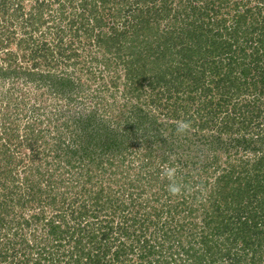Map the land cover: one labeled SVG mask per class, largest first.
<instances>
[{"label":"trees","instance_id":"16d2710c","mask_svg":"<svg viewBox=\"0 0 264 264\" xmlns=\"http://www.w3.org/2000/svg\"><path fill=\"white\" fill-rule=\"evenodd\" d=\"M263 96L264 0H0V264H264Z\"/></svg>","mask_w":264,"mask_h":264},{"label":"clouds","instance_id":"9594fccd","mask_svg":"<svg viewBox=\"0 0 264 264\" xmlns=\"http://www.w3.org/2000/svg\"><path fill=\"white\" fill-rule=\"evenodd\" d=\"M191 129V123L188 121H178L176 124V133L178 135H184L188 133ZM177 169L175 167H170L165 165L161 174V178H167L170 183L168 184V191L171 195L176 196L181 193V185L175 180Z\"/></svg>","mask_w":264,"mask_h":264},{"label":"rangeland","instance_id":"374dc122","mask_svg":"<svg viewBox=\"0 0 264 264\" xmlns=\"http://www.w3.org/2000/svg\"><path fill=\"white\" fill-rule=\"evenodd\" d=\"M115 1H118V0H115ZM119 1H122V0H119ZM132 1V0H131ZM250 98H251V95L247 98V101H249L250 100ZM263 100H264V96H263ZM263 108H264V106H263ZM256 124H258L257 126L254 124L253 125V127H254V131L255 132H257L260 128H263L264 127V121L263 120H261V121H259L258 123H256ZM254 156V154L251 152V153H248V156L247 157H249V158H247L246 156H244L246 159H253V158H251V157H253ZM225 158V157H224ZM223 163H225V162H223Z\"/></svg>","mask_w":264,"mask_h":264}]
</instances>
